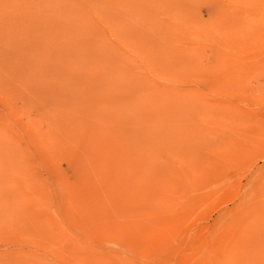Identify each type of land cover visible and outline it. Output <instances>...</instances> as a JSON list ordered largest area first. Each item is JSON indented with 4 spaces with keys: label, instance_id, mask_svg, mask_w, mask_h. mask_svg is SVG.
I'll list each match as a JSON object with an SVG mask.
<instances>
[{
    "label": "rangeland",
    "instance_id": "obj_1",
    "mask_svg": "<svg viewBox=\"0 0 264 264\" xmlns=\"http://www.w3.org/2000/svg\"><path fill=\"white\" fill-rule=\"evenodd\" d=\"M0 264H264V0H0Z\"/></svg>",
    "mask_w": 264,
    "mask_h": 264
},
{
    "label": "bare ground",
    "instance_id": "obj_2",
    "mask_svg": "<svg viewBox=\"0 0 264 264\" xmlns=\"http://www.w3.org/2000/svg\"><path fill=\"white\" fill-rule=\"evenodd\" d=\"M155 18V17H154Z\"/></svg>",
    "mask_w": 264,
    "mask_h": 264
}]
</instances>
